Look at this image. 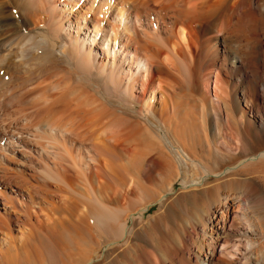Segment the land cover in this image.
<instances>
[{
	"label": "bare ground",
	"instance_id": "obj_1",
	"mask_svg": "<svg viewBox=\"0 0 264 264\" xmlns=\"http://www.w3.org/2000/svg\"><path fill=\"white\" fill-rule=\"evenodd\" d=\"M24 1L33 26L0 36V115L30 125L0 128V144L31 154L0 187V264H264V0ZM177 65L192 93L200 78L209 133L198 153L159 146L157 188L108 145L151 138L135 108L166 106Z\"/></svg>",
	"mask_w": 264,
	"mask_h": 264
},
{
	"label": "rangeland",
	"instance_id": "obj_2",
	"mask_svg": "<svg viewBox=\"0 0 264 264\" xmlns=\"http://www.w3.org/2000/svg\"><path fill=\"white\" fill-rule=\"evenodd\" d=\"M24 4H25L24 0H0V19H2V21L4 23V25L2 27H0V36L12 35L16 31H19L22 28H25V27L31 28L33 26L31 23L32 16H30L29 9H27L24 6ZM1 6H3V7H1ZM78 8H80L82 11L85 10L80 5ZM44 22H46L45 17L37 16V25L38 24L44 25ZM5 24H7V25L5 26ZM68 70H69L68 67L63 68L64 72H62L63 73L62 75H64L65 77L67 76V78H71L72 81L75 83L77 82L76 84L79 87L89 90V88H90L89 84L90 83L88 82V80L81 78V79H79L80 81H77L78 80V78H76L77 75L74 72L68 71ZM186 72H187V70L181 68L180 66L179 67H178V65L175 66V68L172 70V74H173L174 79L177 81V82L175 81L176 85L175 84L173 85V82L169 78H167V80H166L165 77H167V76L163 77V80H165L164 81V90H165V87L167 86L166 90H165V94L167 96H166V101L164 103V105H166V106H163L161 111H159L158 107H157V108H155L154 111L151 110V111L145 113L144 109H142V111H141L140 110L141 108L136 106L135 110L137 109L138 111L137 110L136 111L139 112L138 113V115H139L138 117H140L139 121L152 125V127L150 125H149L150 126L149 128L147 127L148 132H149V130H151L149 132L151 135V138H148L146 140V138H145V134H146L145 132L146 131H144L145 129L141 128L139 130H142L143 132L142 131L141 132L143 134H141L138 130V132L140 133V135L138 133L139 137L137 136V137L133 138L132 140H130L129 141L130 145H127L126 142H123L121 144L117 143V142H111L108 145L109 148L111 147L109 149L110 151L114 150L116 152V153H114V151L110 152L109 162H111V163L112 162L116 163V161L119 162L121 159L125 160V158L123 157V155L125 154V152H124L125 148H128V149L131 148V150H134V152L130 153V156L133 155V156H131L132 161H131L130 157H128L127 160L131 161L130 163H133L135 166L141 167L142 170L146 172L144 174L146 177L145 182L147 184L150 183L153 187L158 188L159 186H162V184L166 180V177H165L166 176V170L164 169V167L161 165V163L159 161L158 153H157L158 148L162 147L165 150V152L168 153L167 154V155H169V156H167L168 159L175 158V156L173 154L174 151H172L174 149V147L171 145L172 144L171 139L174 138L173 140L178 141L184 148L188 149L190 152L192 150V152L198 153V152H200V148L193 146L196 144V141L194 139L192 141L193 136L195 134H197L199 136V138L201 140H203L204 139L203 137L205 135L204 133L205 132L209 133V129H207L208 128V120L204 119L202 113H200V112H202L201 107L203 104L201 100L204 97L202 95L203 94L202 87L200 88V86H198L199 85L198 81L201 82L200 78L198 79L197 84H195V86H197L198 92L192 93L190 91L191 84L188 82V77L186 75V74H188V72L187 73ZM170 81L172 84L170 83ZM170 85L171 86L173 85V86L171 87ZM168 86H170L171 88L170 87L168 88ZM172 90H173V92H171ZM167 91H169V92H167ZM170 100H172V102ZM200 103H201V105H200ZM206 106H208V103H206ZM7 107H8L7 113L2 115L3 117H1V115H0V128L8 127V125H10L9 126L10 128L14 127V129L19 128V127L21 128L22 126L23 127L26 126V130H27L29 127L27 125H30L28 122L30 119H28V118L27 119L22 118L23 120L21 118L19 119L17 116H15V114H12V111H10L11 107H9V106H7ZM160 112H161V114H160ZM141 115H143V116H141ZM146 115H147V118L148 117H150V118L147 119ZM180 117H181V120H180ZM24 119H26V120H24ZM177 120L179 121V123L175 122ZM204 120H206V123ZM20 121H22V122H20ZM32 121L33 120H31V124L34 122V121L33 122ZM151 121H153V122H151ZM191 121H193V122L191 123ZM191 124L192 125L194 124V127H191ZM206 124H207V127H205ZM188 125H190V126H188ZM15 126H16V128H15ZM143 127L145 128V125ZM157 129H159V131ZM212 132L215 134L214 137L216 138L217 135H216L215 131H212ZM156 133L158 134V136H156ZM162 133H164V134L162 135ZM154 134L157 137V139H154L155 142H153L154 141L153 138L155 137V136H153ZM170 134H172V135H170ZM175 134H177V135H175ZM162 136H164V137H162ZM171 136H173V137H171ZM143 138H144V140H143ZM140 139H141V141H140ZM99 140L106 142L107 139L103 138V136L101 138L99 135ZM136 140L137 141L139 140V142H137ZM108 142H110V141H108ZM129 142H128V144H129ZM146 142H147L148 146H147ZM168 142H169V144H168ZM113 143H117V145L115 144V147H114V145H112ZM137 144H139V145H137ZM150 144L152 146H154V150ZM119 145H121L122 148H120ZM136 145H137V147H136ZM18 146H19V148H18ZM112 147L114 149H112ZM30 149H31V147L29 145H27V143H20L17 146L0 144V166H1L0 167V187L1 186H2V188L7 187L6 182H4V178H6V176H8V175H9V177L12 174H18V173L27 175L28 171L22 165L24 162H26V161H28V159H30V154H31ZM20 150H22L23 152ZM117 150H119V154H118ZM133 153H135V154H133ZM114 154H117V156H114ZM119 156H121V157H119ZM117 157H119V158H117ZM118 159H120V160H118ZM150 159H151V161H150ZM156 161L159 163H157ZM149 164H151V165H149ZM166 164L171 166V160H168ZM168 165H166V167H168ZM148 166H149V168H148ZM155 171H156V173H155ZM163 171H165V176H162V175H164ZM157 173H158V175H157ZM147 176H148V178H147ZM157 177H160L159 180H157L158 179ZM161 177H162V179H161ZM148 180H151L152 183H151V181H148ZM158 181H160V182H158ZM158 183H160V185ZM4 184H5V186H4ZM150 184H148V185H150ZM176 187L178 188L179 184H177ZM2 188H1V191L5 192V195H6V192H8V189L6 190V189H2ZM51 191L58 192V190L54 189V187L51 189ZM55 192H51L52 193V199L56 203L59 202V200L61 202V199L64 198V197H62L64 192H60V193H62L61 198H60L61 194L59 193V196L56 197V194L58 195V193H55ZM53 196H55V197H53ZM155 209H156V205H153L150 208V210L145 214V216L149 215V213H152ZM31 224H33V225L36 224L34 219L31 220ZM35 233H37V232H33L32 235H28L29 237L27 236L28 238H25V244L26 245L24 247L25 250L23 249V251H25V252L27 251L26 253L29 256H32V257L34 256V258H37V252H36L37 251V248H36L37 245H35V244H37V242H36L37 241V235ZM11 236L18 238L19 233L11 231ZM34 245L36 247H34Z\"/></svg>",
	"mask_w": 264,
	"mask_h": 264
}]
</instances>
